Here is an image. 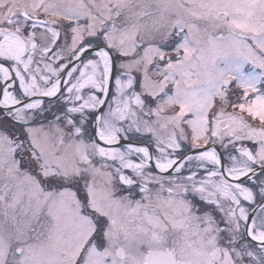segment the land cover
<instances>
[{"label":"snow or ice","instance_id":"obj_1","mask_svg":"<svg viewBox=\"0 0 264 264\" xmlns=\"http://www.w3.org/2000/svg\"><path fill=\"white\" fill-rule=\"evenodd\" d=\"M0 264H264V0H0Z\"/></svg>","mask_w":264,"mask_h":264}]
</instances>
